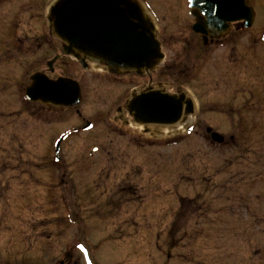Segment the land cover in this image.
Segmentation results:
<instances>
[{"label":"rangeland","instance_id":"obj_1","mask_svg":"<svg viewBox=\"0 0 264 264\" xmlns=\"http://www.w3.org/2000/svg\"><path fill=\"white\" fill-rule=\"evenodd\" d=\"M51 1L14 0L19 41L29 31L36 43L35 69L57 52V40L43 45ZM252 1L258 19L251 31L264 27V3ZM144 4L156 19L164 54L150 80L192 98L195 112L185 120L193 123L192 130L176 123L171 131L164 128L158 142L128 116L114 119L117 106L148 76L113 79L105 70L82 73L74 63L57 66L56 73L80 78V116L73 107L48 110L18 97L13 128L23 137L18 152L24 170L28 158L35 161L33 197L28 194L34 206L21 208L30 203L26 193L25 200L18 196L17 208L11 193L3 195L11 208L3 209L0 264H59L61 259L66 264H264V98L256 106L253 94L264 83L263 34H243L232 50L203 45L191 29L185 0ZM1 38L8 41L9 35ZM30 57L19 52V71ZM171 64L174 83L164 76ZM4 111L2 123L8 122ZM86 121L90 128L61 143V168L53 158L55 141ZM252 126L257 127L251 131ZM206 127L225 137L242 130L239 136L235 132L236 142L220 145L206 136ZM243 148L247 158L241 157ZM22 188L26 185L18 181ZM30 222L34 246L28 251Z\"/></svg>","mask_w":264,"mask_h":264},{"label":"water","instance_id":"obj_2","mask_svg":"<svg viewBox=\"0 0 264 264\" xmlns=\"http://www.w3.org/2000/svg\"><path fill=\"white\" fill-rule=\"evenodd\" d=\"M189 7L196 16L194 31L204 34L207 29H226V21L251 15L244 0H189ZM46 19L49 33L61 43V53L82 64L94 62L112 74L141 75L155 69L163 58L156 27L138 0H53ZM25 94L32 101L55 107L75 105L81 98L73 80H52L39 73L31 77ZM126 109L136 122H160L172 115L176 123L193 112V103L184 92L141 91L132 94ZM212 137L222 139L218 133Z\"/></svg>","mask_w":264,"mask_h":264},{"label":"flooded vegetation","instance_id":"obj_3","mask_svg":"<svg viewBox=\"0 0 264 264\" xmlns=\"http://www.w3.org/2000/svg\"><path fill=\"white\" fill-rule=\"evenodd\" d=\"M139 1L144 4V0H139ZM188 1L189 0H185V2H187V4H188ZM244 3L246 6L251 8L250 17H248L247 19L240 18V19L226 21L225 25H227V27H226V29H223L221 31L207 29V32L205 34L196 33L197 35L201 36L203 45L209 44V45H213L215 48L221 47L224 49L227 48L229 45L230 50H232V48L234 49V47H235V43L237 42V39H242V35L247 33V32H250L252 34H258V32H259L258 35L263 34V38H264V27L261 26L259 28V30H258V28H256V29L251 31L252 27H254V24H256L257 19H258L257 18L258 12H257V9L255 7V4L253 3L252 0H244ZM258 3L259 4L264 3V0H258ZM2 5L3 6L8 5L7 6L8 8H6L4 11H0V115H2V113H3L2 109H5L4 113L8 115V119H7L8 122H5V123L0 122V228H2V224H3V221H1L2 217H3V212H4L3 209L4 208L5 209L11 208L9 203H8V198L6 197L4 199L3 195L6 194L7 192L11 193L13 195L14 200H16V208H17L19 195L21 197V200H25L26 197L24 198V195L26 193L27 199L30 201L31 198L28 196V194L30 195L34 192L33 187H34V182H35V177H36V174L34 171L36 168L35 167V161H34V159L25 158V159H27L26 160V162H27L26 163V170H24V167H22V165H23V164H21L22 158L20 157L21 154H19V152H21V149H18V147H19L18 143L23 142V137L17 134L16 129L13 128L16 124L12 121L13 116L18 113V107L16 106L18 97L21 96L22 99H24L27 103H31V104L38 103V102L30 101L26 97V94H25L26 87L31 83V77L34 74L39 73L40 75H43L46 78L52 79V80H55L58 78H68V79H71L74 82H76L78 84L80 90H82V83L80 81V78H78L76 75H73L69 72L67 74L66 73L63 74L62 71H60L59 73H56L57 66L63 65L65 67L68 64L74 63L75 65L78 66L79 70L82 73L89 72L91 70L103 71V69L100 67V65H98L96 63L86 62L84 64H80L78 61H76L72 57L61 54L60 43L58 41H57V43H58L57 52L52 57H50L44 61L42 68L35 69L34 63H33V60H34L33 52L35 51L34 46L36 43H34L32 41L31 36H29V31H24L25 37L23 38V40L21 42L19 41V35L17 34L18 23L16 22V18L14 16L16 14L17 8L14 5V0H0V6H2ZM26 8L28 10L33 9V5L28 4V6ZM13 11L15 12V14H13ZM188 14L193 18V21H194L193 24H194L196 17H194L190 13V10L188 11ZM150 15H151V13H150ZM152 18H153V20L157 26L156 19L153 16H152ZM14 19H15V21H14ZM28 24H29V22H28ZM193 24H192V26H193ZM192 26H191V29H192ZM255 30H257V33H255ZM2 33H5V36L9 35L8 41H2V38H1ZM45 35H46L45 38L47 39V41H44L43 45H45L46 47H51V44L49 43V41H50V39H55V38L50 35L48 27L46 29ZM256 39H257L256 36L251 37V40L255 41ZM160 44H161V41H160ZM253 44H250L249 48L257 49L258 47H254ZM37 45L40 46L41 44H37ZM19 52H26L27 55H29V54L31 55V57L29 58L30 59L29 64L26 63L25 65H22V66H25L22 71H19ZM194 56H197V55H193V57ZM220 57L224 58L222 54ZM234 62L236 64L237 60H234ZM159 66L156 69L149 71V72H145L141 75H136L134 73H125V74H121V75H114V74H109V73L108 74L113 79H121L122 77H126V76H131L133 78L134 77L140 78V77H143L145 75V76L149 77V81H147V83H143L142 84L143 86H141V87L133 86V88H132L133 91L131 90L129 97H127L123 100L122 105L120 104L117 106V108H116L117 112H116V116L114 119L120 120V118L122 116H128L129 119L134 124H136V125L138 124L140 126H143V133L144 134H149L152 137V139L157 138L158 142H161L160 136L164 133V131H165L164 128H169L166 130L171 131L174 129L173 126L176 123H182L184 125L186 131L192 130L193 123H191V121L185 123L187 115H189L190 113L183 115L182 119H180L176 123L171 121L172 115H166L163 119H161L160 122H154V121L136 122L134 120V117L131 116L129 114L128 110L126 109V104L130 100L131 94L135 93V92L145 91L146 93H157V92H159V93L177 94V95L179 93L184 92V91L178 90L177 92L174 93V91H170L169 88L165 89L164 87H162L161 84H157L156 86L153 85L152 81L150 80V74L152 72L157 71V69H159ZM164 70L166 71V74L164 76L169 77L171 79L170 81H172V83H174V65L173 64L168 65ZM29 71H30V73H28ZM105 72L106 71H104V73ZM256 89L257 90H254L253 94L257 99L256 100V106H259V103L263 102V98H264V83L261 82L260 87H256ZM81 95H82V92H81ZM185 96H187V95L185 94ZM81 99H82V96H81ZM3 100H10V102L11 101H12V103L15 102V104L12 105L10 103L11 106H8V102H5L3 105ZM38 104H40V103H38ZM76 105L77 104L70 106V107H73L75 109V113L78 116H80L79 110L76 108ZM43 106H44V108H46L48 110L70 108V107L56 108L54 106H46V105H43ZM194 112H195V109L193 108L192 114H194ZM140 118H142L140 120H145V119H143V117H140ZM90 126H91V122H90V125L88 128H90ZM254 127L255 126H252L251 131L254 130ZM83 130H86V129H83V125L72 126L69 131L66 130L65 132L61 133L60 136H62L64 134L65 137L63 140H61L59 142L57 150H56L55 146H56L57 141L60 138V136L55 141L54 146H53V148H54L53 149V152H54L53 158L56 162H58L56 164H58L61 168L63 167V165H62V163H60L59 156H58L61 143L64 140H66L67 137H70L72 135H76L78 132L83 131ZM241 130L242 129H237V131H235V130L234 131L239 136V134H241ZM205 132H206V136H209L211 141L213 143H216V144L225 145V144H229L232 142H236L235 132H233L234 134L230 133L228 135V137H225L222 134H219L222 136L221 141H216L215 139H213L212 134L216 133V132H214L210 127H206ZM31 138H33V135L31 134V130H30L29 139H31ZM243 142L244 141L240 142L239 145H244ZM172 144L174 145V141H172ZM149 145H152V144L150 143ZM93 150H96V147H94ZM242 151H243V154H241V157L247 158V153H248L247 149L243 148ZM252 154L254 156H256V158H257V152L256 151H253ZM114 157H116V156L113 155L112 158H114ZM43 158H51V157L50 156H44ZM43 162H45V161H43ZM6 171L11 173V174L10 175L6 174ZM64 175H65V173L62 172L61 177L64 178ZM18 181L22 185H24V184L26 185L25 190L23 188L18 190ZM9 183H11V187L9 186L10 185ZM63 184H65V186H66L67 180ZM126 184H127V182H126ZM127 186H130V185L127 184ZM130 189H131V186L128 188V191H130ZM63 195H66V194L63 193ZM32 197H33V194H32ZM31 205L34 206L33 201L32 202L30 201V203L27 202L26 206H25V204H21L20 206L23 209H25V208L28 209V208H31ZM29 224H28L29 229H28V234H27V239H28L27 250L33 249V246H34L31 222ZM87 259L89 261H91L89 254H87ZM66 263L67 262L65 259L59 260V264H66ZM1 264H4V263H1ZM5 264H12V263L7 261V262H5ZM90 264H93V262L91 261Z\"/></svg>","mask_w":264,"mask_h":264},{"label":"snow or ice","instance_id":"obj_4","mask_svg":"<svg viewBox=\"0 0 264 264\" xmlns=\"http://www.w3.org/2000/svg\"><path fill=\"white\" fill-rule=\"evenodd\" d=\"M80 247H83L82 245Z\"/></svg>","mask_w":264,"mask_h":264}]
</instances>
